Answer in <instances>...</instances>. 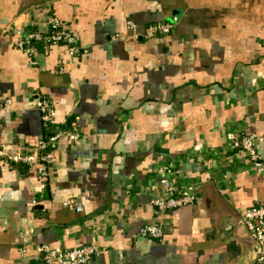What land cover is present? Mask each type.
<instances>
[{
    "label": "crops",
    "instance_id": "1",
    "mask_svg": "<svg viewBox=\"0 0 264 264\" xmlns=\"http://www.w3.org/2000/svg\"><path fill=\"white\" fill-rule=\"evenodd\" d=\"M49 16L72 31L76 55L16 47ZM173 18L168 34L143 35ZM72 123L78 137L58 138L44 180L38 163L10 159ZM228 132L257 136L264 160V0H0V264L91 243L88 264H249L252 240L236 255L209 232L264 202V168L230 150ZM163 177L193 184L194 202L157 213ZM148 223L161 239L138 234Z\"/></svg>",
    "mask_w": 264,
    "mask_h": 264
},
{
    "label": "built area",
    "instance_id": "2",
    "mask_svg": "<svg viewBox=\"0 0 264 264\" xmlns=\"http://www.w3.org/2000/svg\"><path fill=\"white\" fill-rule=\"evenodd\" d=\"M175 23L176 18L170 21L151 23L145 27L143 35L145 37H154L168 34L173 29ZM46 24L47 30L44 32L35 30L18 34L16 47L33 58L37 53L38 44H43L44 52H46L50 46L56 45L62 46L63 52L65 54L67 53L69 56L76 55L80 51L72 31L69 27L64 26L60 19L55 16H49ZM126 25L127 28L132 31L134 37L139 36L132 22H126ZM59 63H62V60ZM37 106L41 111V118L46 125L54 116L53 106L44 98L37 101ZM61 136H67L71 141L76 140L78 137L76 123H72L70 130L67 132L59 131L50 135L48 138H40L34 152H17L12 154L10 159L25 163H38V178L44 180L45 177L48 176V172H50V165L53 161L52 149L55 142ZM258 141L259 138L257 136L245 132H228L226 133L225 139V143L230 150L245 153L252 161L253 167L257 170H262L264 168V160H261L257 153ZM164 172L169 174L171 170L170 168H166ZM160 184L162 186L161 194L151 200L157 213H161L165 210H174L191 204L196 198L193 184H188L180 190H177L167 177L161 178ZM42 186L41 184L39 188L41 189ZM75 209L81 211V204H75ZM242 220L249 236L255 240L260 247L254 264H264V202L255 203L248 208L243 213ZM138 234L144 237L161 239L163 230L157 223H148L139 228ZM98 251L94 243L71 249H57L47 246L38 248V252L42 254V264H88L92 257L98 254ZM23 252L22 250L21 253Z\"/></svg>",
    "mask_w": 264,
    "mask_h": 264
},
{
    "label": "water",
    "instance_id": "3",
    "mask_svg": "<svg viewBox=\"0 0 264 264\" xmlns=\"http://www.w3.org/2000/svg\"><path fill=\"white\" fill-rule=\"evenodd\" d=\"M240 227L245 229L244 235L240 234L238 231ZM209 232L211 235L215 233L219 239L227 240V247L236 255L240 254V246L237 244L238 241H240L241 244H245L247 240H252L253 245L250 251L251 255L248 256V261L250 262L249 264H254L260 247L259 244L249 236L242 218L234 219V217L232 218L231 216L223 217L222 224L218 228L212 227Z\"/></svg>",
    "mask_w": 264,
    "mask_h": 264
},
{
    "label": "trees",
    "instance_id": "4",
    "mask_svg": "<svg viewBox=\"0 0 264 264\" xmlns=\"http://www.w3.org/2000/svg\"><path fill=\"white\" fill-rule=\"evenodd\" d=\"M154 23H156V22H154Z\"/></svg>",
    "mask_w": 264,
    "mask_h": 264
}]
</instances>
